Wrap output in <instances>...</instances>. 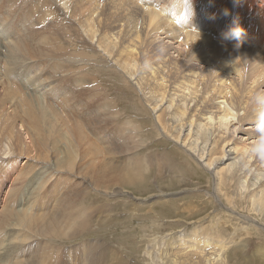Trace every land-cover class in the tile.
<instances>
[{
    "label": "rangeland",
    "instance_id": "374dc122",
    "mask_svg": "<svg viewBox=\"0 0 264 264\" xmlns=\"http://www.w3.org/2000/svg\"><path fill=\"white\" fill-rule=\"evenodd\" d=\"M108 1H102L103 6H108L103 8L98 0H31L30 8L39 11L37 18L33 13L24 17L22 33L12 38L0 20L2 44L16 41L19 47L24 35V39L28 35L46 39V45L27 39L34 49L28 48L27 56L15 52L20 57L16 58L17 62L13 51L8 52V58L1 57L0 51V210H21L35 215L46 210L54 198L60 206L51 215L54 218L51 223H15L13 227L1 224L0 256L4 253L5 258L0 257V261L18 264L30 257L28 264H37L41 256V264H107L108 254L114 251L125 264H207L217 258L216 264H256L255 261L264 264L255 252L264 251V142L257 129L254 99L258 94L264 95V27L257 20V15L264 18L261 13L264 4L258 7L264 0L255 3L254 0H215L211 12L215 19H208L210 8L199 11L202 18H194L198 19L197 24L202 23L203 28L197 29L203 32L205 27L212 31L220 25L226 33L241 16L252 19L258 27H245V22L242 23L251 35L248 41L242 39L243 52L225 54L208 47L197 49L187 57L179 56L178 50L160 37L142 35L124 39L129 33L127 28L132 26L124 28L119 24L121 15L123 20V16L129 18L124 20L126 23L132 24L137 19L138 28L149 8L170 19L164 10L170 9L169 0H134L142 7L140 12L131 11L128 17L126 10L121 11L117 3ZM194 1H198L196 6L193 4L194 9L199 10L202 0ZM4 2L12 11L23 7L15 1ZM79 3L90 10L94 25L77 15ZM72 4H75L73 13ZM48 9L56 12L53 11L55 18L48 15ZM225 9L229 10L227 19L219 23ZM178 24L173 22L176 27ZM37 30L41 33L36 34ZM180 39L177 38L176 44L181 43ZM223 40L228 41L230 48L237 43ZM15 43L11 45L16 47ZM257 48L263 54L259 55ZM44 58L50 66H42L40 60ZM38 59L39 62L35 61ZM154 59L159 61L158 67L152 65ZM52 64L60 68L53 69ZM148 66L154 68L148 71ZM48 73L46 80L43 76ZM182 79L188 81L179 87ZM187 85L196 88L199 102L176 100L177 90ZM61 95L66 98L65 103L58 99ZM218 95L222 101L216 103ZM220 105L236 114L222 116ZM204 117H209L207 123ZM27 121L42 132L45 154L61 150L66 158L78 159L77 163H66L67 168L70 166L67 172L71 173L57 174L50 165L33 167L36 161L32 156L37 159L39 153L36 149V153L27 154V146L32 144V132L26 133L29 129L24 125ZM188 123L196 127L192 133L183 135ZM62 133L65 137L58 138ZM181 136L190 139L191 150L181 145ZM18 137L21 142L14 140ZM57 143L60 149L56 148ZM226 145L239 153L234 165L231 158L216 162ZM206 162H213L210 168ZM28 164L31 165L26 171ZM125 164L145 171V180H139L138 186L143 192L122 188L119 180L127 178ZM21 170L28 175L20 177ZM76 176L88 182L79 185L80 177ZM43 180H48L50 186L40 189L38 185ZM53 182L57 185L55 193ZM84 188L92 192L99 188V193L84 192ZM114 189H123L125 193L112 198L108 193ZM79 212L90 213L88 228L75 235L69 225ZM152 224L158 227L152 228ZM199 228L207 229L202 232ZM65 232L71 237L59 239L58 235ZM18 237L22 241L23 237H32V242L22 243ZM209 239L213 244L205 248L202 244ZM7 247L10 250L6 251ZM199 252L207 254L199 257Z\"/></svg>",
    "mask_w": 264,
    "mask_h": 264
},
{
    "label": "bare ground",
    "instance_id": "6f19581e",
    "mask_svg": "<svg viewBox=\"0 0 264 264\" xmlns=\"http://www.w3.org/2000/svg\"><path fill=\"white\" fill-rule=\"evenodd\" d=\"M4 1H6V0H0V20L7 26V28H8V32H9V37L10 38H12L13 36H15V35H18V34H20V32H21V30H22V28H21V23L22 22H24V17L25 18H28L29 16H31L32 15V13L36 16V14L37 13H39V11H38V9L37 8H34V7H32V8H30V4H31V0H7V1H15V2H18L19 4L21 3L22 4V6L23 7H21V6H19V7H21V9L20 8H18V10H16V11H12V10H10V9H8L7 8V6H6V4H5V2ZM45 1V0H44ZM60 1H62V0H60ZM68 1V0H67ZM69 1H72V0H69ZM77 1V0H76ZM93 1V0H92ZM103 1V0H102ZM102 1H99L98 0V2L100 3L101 2V4H102ZM105 2H107V0H104ZM147 1H150V0H147ZM170 1V0H169ZM47 2V1H46ZM51 2V1H50ZM83 2V1H82ZM91 2V1H90ZM109 3L110 2H115V3H117V5H118V8L121 10V11H124V10H126V15H127V17L129 16V15H131L132 14V12L131 11H133V12H140V8L142 7H139L137 4H136V2L134 1V0H109L108 1ZM196 2H198V1H194V6H196L195 5V3ZM260 2H261V0H260ZM43 2H41V4H42ZM71 3V2H70ZM80 3H81V1H80ZM79 3V4H80ZM108 3V4H109ZM250 3H252V1L250 2ZM254 3H255V0H254ZM20 4V5H21ZM48 4V3H47ZM88 4V3H87ZM93 4V3H92ZM96 4L97 5H99L98 3H97V1H96ZM152 4V3H151ZM257 4V3H256ZM263 4H264V1H262L261 2V4H258L257 6L259 7V8H261L262 6H263ZM68 5V4H67ZM74 5L75 4H72L71 5V7H70V12L71 13H73L74 12V10H75V7H74ZM81 6H80V11L78 12V16H80V17H85V19L87 20V22H88V24L89 25H94V23L92 22V20H91V14H89V12H90V10L88 11V9H87V6L86 5H84L83 3L82 4H80ZM94 5V4H93ZM93 5H89L90 7H92ZM252 5H254V4H252ZM261 5V6H260ZM11 6V5H10ZM51 6H52V4H51ZM66 6V5H65ZM101 6H103V4L101 5ZM149 6V5H148ZM148 6H146L145 8H147ZM46 7V6H45ZM68 7V6H67ZM90 7H89V9H90ZM94 7V6H93ZM105 6H103V8H104ZM214 7H215V0H202L201 1V7H200V9L199 10H196V9H194L195 10V17L196 18H199V20L202 18V15H201V13L199 12V11H205V10H207V11H209V9H207V8H210L211 10H210V12H209V14H208V19L210 18V14H211V12H213L212 10L214 9ZM226 7V6H225ZM255 7V6H254ZM46 8H49V7H46ZM95 8H98L97 6L95 7ZM105 8H108V6L107 7H105ZM162 8V7H161ZM224 8V7H223ZM99 9V8H98ZM117 9V8H116ZM19 10H21V11H19ZM95 10V9H94ZM93 10V11H94ZM101 10V9H100ZM106 10V9H105ZM108 10V9H107ZM113 10V9H112ZM143 10V9H142ZM168 14H169V18L170 19H165V17L163 18V17H161L158 13H156L154 10H152V9H147V14H144V19H143V21L142 22H140L141 23V25L137 28V19H135V21H131V23L132 24H130V23H126V22H124V20H128V19H126L125 18V16H123L124 17V20L122 19V16L120 15H118L119 16V18H121L120 20H119V24L121 25V26H123L124 28H127V27H130V26H132V29H130V28H127L128 30H129V33L128 34H126L125 36H124V39H129V38H131V37H140V36H142V35H144V36H153V37H156V38H158V37H160V38H162V42H164V43H167L171 48H175V49H177L178 50V52H177V50H176V52H177V54L179 55V56H182V57H187V56H190V55H192L193 53H194V51H196L197 49H205V50H207V49H209L208 47H212V48H214L215 49V51L216 52H224L225 54L226 53H238V52H243L242 51V47L241 48H239L238 50L235 48V47H232V48H230V47H227L228 45H227V40H223V38H224V34H225V29H222L221 28V26L220 25H218L217 26V24H216V26H217V28L216 29H214V30H212V31H209V29L207 28V27H205L204 29H205V31L203 32V31H201V30H199V32H200V38L199 39H197L198 38V34L194 31V30H192V29H188V28H181V27H176V26H174L173 25V22H174V19H175V21H177V22H175V23H179V18H177V17H175L174 16V13H172L171 11H170V9H164ZM54 11V10H53ZM53 11H51L50 9H48L47 10V13H48V15L50 14V15H52V18H55V16H54V12ZM65 11V10H64ZM68 11V10H67ZM229 11V10H228ZM258 11V10H257ZM97 13H99V11H96ZM95 12V13H96ZM119 12V11H118ZM142 12V11H141ZM145 12V13H146ZM161 12V11H160ZM253 12V11H252ZM259 12V11H258ZM257 12V13H258ZM44 13H45V11H44ZM43 13V14H44ZM56 13V12H55ZM71 13H70V15L69 16H72L71 15ZM105 13V12H104ZM238 13V12H237ZM261 13H264V12H262L261 11ZM65 14V13H64ZM101 14V13H100ZM100 14H99V16H100ZM115 15H116V11H115V13H114ZM118 14V13H117ZM120 14H121V12H120ZM166 14V13H165ZM219 14H221V13H219ZM45 15V14H44ZM95 15V14H94ZM102 15H104V14H102ZM114 15V16H115ZM212 15V14H211ZM247 15V14H246ZM254 15V14H253ZM64 16V15H63ZM68 16V17H69ZM109 16H111V15H109ZM113 16V17H114ZM239 16V15H238ZM262 16V15H261ZM48 17V16H47ZM50 17V16H49ZM65 17V16H64ZM220 19L218 20L219 21V23H221V21L223 20V19H227L226 18V16L223 14V15H220ZM229 17V16H228ZM248 17V16H247ZM36 18H37V16H36ZM46 17H44V20H46L45 19ZM57 18V17H56ZM96 18V17H95ZM93 19V20H95V22H96V19ZM99 18V17H98ZM117 18V17H116ZM196 18H192L191 19V21L189 22V26H191V25H194L196 28H203V26H202V23L199 21V24H197L196 23V21L198 20V19H196ZM217 18V17H216ZM38 19H39V17H38ZM42 19V18H41ZM100 19V18H99ZM49 20V19H48ZM60 20V19H59ZM255 20H256V18H255ZM257 20H258V25L260 26V27H264V18L262 19L259 15H257ZM99 21V20H98ZM238 21V20H237ZM243 22H245V27H248V25H249V27H254V26H257L258 27V25L255 23V22H253L252 21V19L250 20H247V19H245V17H243V16H241L240 17V19H239V24L240 25H242V23ZM39 23V22H38ZM41 23V22H40ZM44 23H46V21H44ZM51 23V22H50ZM49 23V24H50ZM53 23H56V20L53 22ZM79 24H80V22H79ZM97 24H100V23H97ZM213 24V23H212ZM36 25V24H35ZM102 25V24H101ZM224 25V24H223ZM29 26V25H28ZM100 26V25H99ZM208 26H209V22H208ZM210 26H212L211 24H210ZM214 26V25H213ZM38 27V26H37ZM44 27V26H43ZM47 27V25L45 26V28ZM51 27V26H50ZM102 27H104V26H102ZM260 27H259V30H261L260 29ZM28 28V27H27ZM42 28V27H41ZM49 28V27H48ZM47 28V29H48ZM105 28H107V27H105ZM211 28V27H210ZM226 28H227V22H226ZM244 28V27H243ZM26 29V28H25ZM36 29V27H34V30ZM52 29V28H51ZM50 29V30H51ZM255 29V28H254ZM40 30V29H39ZM49 29H48V31H50ZM55 30V29H54ZM160 30V31H159ZM227 30V29H226ZM256 30V29H255ZM264 30V29H263ZM27 31V30H26ZM40 31H43V30H40ZM159 31V32H158ZM213 31H214V33H213ZM217 31H219L218 33H217ZM24 32V31H23ZM35 32V31H34ZM37 33L36 34H40V33H38L39 31L37 30L36 31ZM227 32V31H226ZM260 32H262V31H260ZM22 33V32H21ZM53 33H54V31H53ZM52 33V34H53ZM245 36L243 37V39H245V41H248L249 39H251V35L249 36L248 34V30H247V32L245 31ZM252 34H254V32H251ZM25 34V33H24ZM23 34V35H24ZM32 35H34V34H32ZM50 35V34H49ZM254 35H256V34H254ZM25 36V35H24ZM24 36H23V44H22V42H21V45L19 44V47H17V45H16V41H13V42H10V43H1L0 42V51H2V53H3V56H1V57H3V58H8V57H10V56H7V54H8V52L9 51H13V52H10V53H13V55L15 56L13 59H14V61H16V58L17 57H19V56H17L16 55V53L15 52H17V54L18 53H23V56H27L28 54H29V50H30V48H32V49H34V46H32V45H30V43L28 42V40L29 39H33V43L34 42H36V43H40V44H44V45H46V39L44 40V39H41V37H39V36H37V37H39V38H34L35 37V35H34V37L33 36H31V35H28V37L27 38H25L24 39ZM95 37H97L96 35H95ZM178 37H181V39H180V44L178 43V44H176L177 43V38ZM262 37H264V35L262 36ZM51 38V37H50ZM255 38V37H254ZM28 39V40H27ZM262 39V38H261ZM49 40V39H48ZM231 41H235V40H232V39H230ZM19 41H20V38H19ZM261 41V40H260ZM263 41V40H262ZM27 43L28 44V47H26V45H25V43ZM30 42H32V40L30 41ZM224 42V44H222ZM250 42H251V40H250ZM15 43V45H16V47L14 46V45H11V44H14ZM33 43H31V44H33ZM35 43V44H36ZM235 43V42H234ZM242 44V43H241ZM244 44V43H243ZM250 44V43H249ZM263 44V43H262ZM4 45H7L6 47L7 48H4L3 50L1 49V47L2 46H4ZM34 45V44H33ZM29 46H31V47H29ZM36 46H37V44H36ZM184 46V47H183ZM222 46V47H221ZM243 46V45H242ZM254 46V45H253ZM180 47V48H179ZM28 48H29V50H28ZM262 49V48H261ZM202 50V51H203ZM213 50V49H212ZM211 50V51H212ZM252 50V49H251ZM214 51V52H215ZM253 51V50H252ZM257 53H259V55H260V51L261 50H259L258 48L255 50ZM207 52V51H206ZM213 52V51H212ZM209 54H212V53H210V52H208ZM261 54H263V51H262V53ZM35 57V56H34ZM20 58V57H19ZM38 58V57H37ZM29 59H30V57H29ZM19 60V59H18ZM32 60V59H31ZM43 60V63H42V66H44V65H48V66H50V64H49V62H44V60H46L45 58L44 59H41L40 61H42ZM35 61H38L39 62V59L38 60H35ZM54 61V60H53ZM58 61H59V59H58ZM5 62H7V60L5 61ZM17 62V61H16ZM60 62H61V60H60ZM1 63V62H0ZM18 63H19V61H18ZM26 63V62H25ZM34 63V62H33ZM51 63H52V60H51ZM8 64V62L6 63V65ZM24 64V63H23ZM38 64H40V63H38ZM9 65V64H8ZM7 65V66H8ZM13 65V64H12ZM62 65V64H61ZM152 65H155L156 67H158L159 66V61H157V60H153V62H152ZM7 66H5V67H7ZM52 67H53V69H56L57 67H59L58 66V64H52ZM155 67V68H156ZM10 69H11V67H9ZM51 68V67H50ZM60 68V67H59ZM151 68H154L153 66H148L147 67V69L146 70H148V71H150V69ZM14 69V68H13ZM42 69V68H41ZM3 70H5V69H3ZM8 70H6V73L5 74H7L8 72H7ZM230 71H232V67L230 68ZM0 72H1V70H0ZM2 73H3V71H2ZM15 74L17 75V73L15 72ZM20 74V73H19ZM4 75V74H3ZM48 75H49V73L48 74H44V79H46L47 80V77H48ZM5 76V75H4ZM8 76V75H7ZM12 76H13V74H12ZM91 76V75H90ZM9 77H10V75H9ZM8 77V78H9ZM5 78V77H4ZM12 79V78H11ZM98 79V78H97ZM5 81V80H4ZM44 81V80H43ZM51 81L52 82H55L56 80H54V79H51ZM93 81V80H92ZM186 81H188V80H185V79H182L181 81H180V84H179V87H181V86H183L185 83H186ZM6 84V83H5ZM40 84V83H39ZM74 84V83H73ZM0 85H1V83H0ZM7 87V86H6ZM11 87V86H10ZM10 87H8L9 89H11ZM51 87V86H50ZM45 88V87H44ZM3 89V88H2ZM52 89V88H51ZM55 89H57V87L55 88ZM14 90V89H13ZM9 91H7V93H8ZM67 94V93H66ZM45 95H46V93H45ZM62 96V95H61ZM61 96H59L60 98H58V99H60V100H63L64 101V103L66 102V98L65 97H63V98H61ZM65 96V95H64ZM222 96L221 95H218V96H216V98H215V102L216 103H219V102H221L222 100H220V98H221ZM186 100V102L187 103H189V102H199L200 101V97H199V95L197 94V90H196V88L195 87H193L192 85H187V86H185V87H183V88H181V89H178L177 90V92H176V100L178 101V102H180L181 100ZM57 101V100H56ZM95 101V100H94ZM95 102H97V100L95 101ZM51 103H53V102H51ZM98 104H99V102H97ZM68 104H66V105H64V106H67ZM56 110V109H55ZM220 111H222L223 112V115L222 116H232L233 114H236V112H234L231 108H227L226 106H223V105H220V109H219ZM57 111V110H56ZM58 112V111H57ZM58 114V113H57ZM204 119V121H205V123H207L208 121H209V117H204L203 118ZM30 122V121H29ZM25 126H26V129L28 128L29 129V131H26V133H30V130H31V132H32V134H31V138H30V140H32V144L30 145V146H27V148L29 149V151H28V155H29V153L30 152H34L35 151V153H36V151L39 153V154H37V159H35V156H32V158L34 157V160L36 161V164L33 166V167H36V166H38V167H41L42 165H50V167H52V169L57 173V174H63V173H71V172H67V170L70 168V166H68V168L66 167V163H71V164H74V163H77L78 162V159H76V158H66L63 154H62V152H61V150H57L56 151V154H54V153H51L50 152V154H45V149H47V148H45L44 147V143H45V141H44V139L43 138H41V136L43 137V134H42V132H39L37 129H35L33 126H32V124H31V122H30V125H29V123H28V121L24 124ZM194 127H196V126H192L191 124H187L186 125V127L184 128V129H186V133H185V131L183 132V135H188L189 133H190V131H191V133H192V128H194ZM249 129H251V128H248V130ZM207 133H208V135H210L211 134V132H210V130H208L207 131ZM249 134V133H248ZM9 135V134H8ZM58 135V134H57ZM63 137H65V134L64 133H62V135H61V137H59L58 136V138H63ZM15 141H17V142H21V139L18 137V138H16V139H14ZM56 140H57V138H56ZM179 142L181 143V145H183L184 147H186V146H188L187 148H188V150H191V145H192V143H191V141H190V139L188 138V137H182L181 136V138H180V140H179ZM6 146V145H5ZM33 146H34V148H33ZM59 148V146H58V143L56 144V148ZM37 149V150H36ZM50 149V148H49ZM60 149V148H59ZM1 152V151H0ZM55 152V151H54ZM5 153V152H4ZM34 153V154H35ZM33 154V155H34ZM15 155H17V154H15ZM22 155V154H21ZM39 155V156H38ZM59 155H61V158H59V159H55V157L57 156H59ZM238 155H239V153L234 149V148H232L230 145L229 146H225L224 147V150H223V154L222 155H220L218 158V160L216 161V162H220V161H222L223 159H225V158H231V159H234L232 162H231V165L233 164H236L235 162V158H237L238 157ZM30 157V156H29ZM25 158H28L27 156H25ZM32 160V159H31ZM207 163V165H208V168H210L211 166L210 165H212V163H209V162H206ZM216 164V163H215ZM18 165V164H17ZM31 164H28V165H26L25 166V170H26V167L27 166H30ZM126 166H127V169H126V174H127V178H121L120 180H119V182H120V184L122 185V188L123 187H125V188H132V189H134L135 191H138L139 193L140 192H143L144 190H142V188H140V187H138L139 185H141V183L139 182V180L140 181H144L145 180V177H143V175H144V172L145 171H140L138 168H137V166L136 165H133V164H125ZM8 167V166H7ZM48 167V166H47ZM66 167V168H65ZM19 168V167H18ZM35 169H37V168H35ZM34 169V170H35ZM47 169V168H46ZM162 169V165H160V168H159V171ZM20 170V169H19ZM25 170H21L22 172L19 174L20 175V177H26L27 175H28V173H25ZM33 170V171H34ZM27 171V170H26ZM32 171V172H33ZM40 171V170H39ZM158 171V172H159ZM31 172V173H32ZM45 172V171H44ZM34 173V172H33ZM48 173V172H47ZM51 173V172H50ZM97 173V172H96ZM16 174H18V173H16ZM55 174V173H54ZM51 177V176H50ZM80 177V182H78V184L80 185L81 183L83 184V183H86V179L84 178V177H81V176H76V178H79ZM29 178V177H28ZM21 179V178H20ZM158 179H160V178H158ZM23 180V179H22ZM33 180V179H32ZM96 180L97 181H99V179L98 178H96ZM162 180V179H161ZM14 181H16V180H14ZM26 181V180H25ZM38 181V180H37ZM88 182V181H87ZM22 183H24V181L23 182H21V184ZM31 183V182H30ZM19 184V183H18ZM38 184V183H37ZM89 184V183H88ZM27 186V185H26ZM47 186H50V183L48 182V180H43L39 185H38V187L41 189V188H45V187H47ZM18 187V186H17ZM32 187V186H31ZM52 187H53V193H55V191L57 190V185H56V183L55 182H53V184H52ZM19 188V187H18ZM21 189H22V185H21V187H20ZM19 188V189H20ZM26 188V187H25ZM39 189V190H40ZM43 190V189H42ZM88 189H85L84 188V192H86ZM114 190H116V189H114ZM21 191V190H20ZM28 191V190H27ZM36 191V190H35ZM34 191V192H35ZM89 192H91V193H94V194H98L99 193V188H97L96 190H93L94 192H92V191H90V190H88ZM23 193H24V191H23ZM40 193H41V191H40ZM125 193V191H123V189L122 190H116V191H109V195L113 198L114 196H118V195H121V194H124ZM22 194V193H21ZM27 194H29V193H27ZM30 194H31V192H30ZM34 194V193H33ZM35 195V194H34ZM12 196V195H11ZM36 196V195H35ZM39 196V195H38ZM45 196V195H44ZM82 196H84V195H82ZM27 198H28V196H26ZM32 197H33V195H32ZM40 197V196H39ZM15 198V197H14ZM30 198V197H29ZM38 198V197H37ZM42 199H43V197H42ZM51 199V198H50ZM53 199V198H52ZM14 200V199H13ZM31 201V200H30ZM38 201H40L41 202V200L38 198ZM19 202V201H18ZM81 203H83L82 202V200L80 201ZM79 202V204H81ZM41 203H43V202H41ZM49 203V202H48ZM58 202L56 201V198H54L53 200H52V202H51V205L46 209V210H44L43 212H40V213H37V214H35V215H31V214H26L25 212H23V211H21V210H17V211H14V210H12V209H10V210H0V225L1 224H6L7 226H10V227H13V225L15 224V223H18V224H20V225H30V224H36V223H39V222H47V223H51V222H53L54 221V218H52L51 217V215L52 214H54L58 209H59V207L60 206H58V204H57ZM85 203V202H84ZM45 204V203H44ZM111 204V203H110ZM112 204H114V203H112ZM31 205V204H30ZM36 205V204H35ZM47 205V204H46ZM45 206V205H44ZM48 206V205H47ZM81 206H82V204H81ZM35 207H37V206H34V208ZM84 207V206H83ZM87 207V206H86ZM85 207V208H86ZM91 207V206H90ZM34 208H32V209H34ZM44 208V207H43ZM82 208V207H81ZM89 208V207H88ZM29 209V208H28ZM84 209V208H83ZM93 209H95V208H93ZM92 209V210H93ZM41 210H43V209H41ZM85 210V209H84ZM91 210V209H90ZM92 210H91V212H92ZM34 211V210H33ZM86 211H89V210H87L86 209ZM99 211V210H98ZM29 212H30V210H29ZM96 213H97V211H95ZM146 213V212H145ZM151 213V212H150ZM89 212H85V213H78V215L76 216V217H74L73 218V220H72V222L70 223V225H69V228H71V229H73V231H74V233H75V235L76 234H80V233H83V232H85L86 231V228H88V223H87V220L89 219ZM154 215V214H153ZM146 218V217H145ZM111 223V222H110ZM3 227V226H2ZM158 226H155V225H153L152 224V228H157ZM205 229H207V228H205ZM205 229H203V228H199L198 230L199 231H206ZM189 230H191V229H189ZM189 230H187V232L189 231ZM186 232V233H187ZM184 233V232H183ZM3 234H4V232H3ZM8 233H6V235H7ZM186 234H181V236H185ZM13 236V235H12ZM71 237V234L70 233H68V232H65V233H61V234H59L58 235V238L59 239H63L64 237ZM180 236V235H179ZM1 237V236H0ZM9 237H11L10 235H9ZM6 238V237H5ZM14 238V237H13ZM19 238V237H18ZM25 240L24 241H22L20 238V240L22 241V243L23 242H26L27 241V243H28V241H30V240H32V237H23ZM173 238V237H172ZM6 240H7V238H6ZM12 241H13V239H11ZM14 240H17L16 238L14 239ZM11 241V242H12ZM19 241V240H18ZM2 242H4L3 240H2ZM9 242V241H8ZM30 242H32V241H30ZM171 242V241H170ZM1 243V242H0ZM128 243V242H127ZM167 244V243H166ZM183 244H185V242H183ZM213 244V240H211V239H209V240H205L204 242H203V244L202 245H206V247L205 246H203V247H205V248H207L208 246L207 245H209V247H211V245ZM5 244H3V246H4ZM13 245V244H12ZM21 245V244H20ZM23 245V244H22ZM29 245V244H28ZM7 246V245H6ZM6 246L3 248V249H5L6 248ZM165 246V245H164ZM82 248V250H84V246L82 245L81 246ZM129 247V246H128ZM208 247V248H209ZM10 248H12V250H15V249H13V247H11L10 246ZM31 249V248H30ZM256 249H258V248H256ZM8 250H10L9 249V247H7V250L6 251H8ZM23 250V249H22ZM16 251V250H15ZM127 251H128V249H127ZM3 252V251H2ZM2 252H0V253H2ZM34 252H35V250H34ZM34 252H33V254H34ZM210 253H214L213 251H209ZM256 253H257V256L261 259V260H264V251H255ZM83 254L85 253V252H82ZM209 253V254H210ZM10 255H12V253H9ZM173 254V253H172ZM207 253H205V252H199V257H202V256H205ZM3 255H4V253H3ZM2 255V257H4ZM27 255H28V253H27ZM110 257L108 258V259H106L107 261H108V263L107 264H118V263H122V264H125L124 263V261H123V259L122 258H120V257H118L117 255H116V253L114 252V251H111L109 254H108ZM229 255V254H228ZM6 256V255H5ZM30 256V255H29ZM1 257V256H0ZM1 257V258H2ZM6 257H8V256H6ZM17 257V254H16V256H15V259H17L16 258ZM21 257V256H20ZM25 257V256H24ZM0 258V259H1ZM5 258V257H4ZM10 259H11V257H9ZM27 258H28V256H27ZM215 258V257H214ZM21 259V258H20ZM22 259H23V257H22ZM26 259V258H25ZM6 260H7V258H6ZM24 260V259H23ZM29 260H30V257H29V259H26L25 261H20V262H18V264H28V262H29ZM216 260H218V258L216 259ZM208 261V263L207 264H210V263H213V264H216V263H219V261L217 262V261ZM2 261V260H1ZM0 261V264L1 263H3V262H1ZM12 261H13V259H12ZM17 261V260H16ZM41 262H42V257L40 256L39 257V260H38V262H37V264H41ZM250 263V262H249ZM255 263L257 264V262L255 261ZM3 264H5V263H3ZM13 264H14V262H13Z\"/></svg>",
    "mask_w": 264,
    "mask_h": 264
},
{
    "label": "clouds",
    "instance_id": "9594fccd",
    "mask_svg": "<svg viewBox=\"0 0 264 264\" xmlns=\"http://www.w3.org/2000/svg\"><path fill=\"white\" fill-rule=\"evenodd\" d=\"M170 11L174 13V16L179 18L178 26L181 28H188L194 30L200 38L199 30L194 26H189V22L195 16V10L192 0H170ZM228 10H224V15L227 16ZM211 19H215L213 14ZM175 23V19H174ZM245 29L236 20L233 21V26L224 34L225 39H232L237 41L235 48L238 50L241 46L242 39L245 36ZM233 63V62H232ZM255 104L257 106V129L260 134L261 142H264V95H257L255 98Z\"/></svg>",
    "mask_w": 264,
    "mask_h": 264
}]
</instances>
